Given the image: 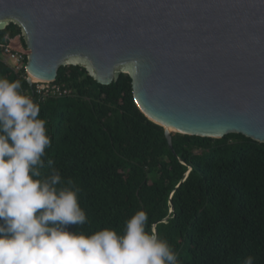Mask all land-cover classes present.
I'll use <instances>...</instances> for the list:
<instances>
[{"label":"trees","instance_id":"16d2710c","mask_svg":"<svg viewBox=\"0 0 264 264\" xmlns=\"http://www.w3.org/2000/svg\"><path fill=\"white\" fill-rule=\"evenodd\" d=\"M15 37L26 48L12 23L0 45ZM0 78L20 80L31 96L24 69L15 73L1 58ZM55 83L73 96L31 98L51 138L45 159L81 188L88 220L78 227L122 232L143 209L179 264H244L248 256L264 264V144L239 134L172 133L173 153L163 128L135 105L128 75L104 86L82 67L60 66Z\"/></svg>","mask_w":264,"mask_h":264},{"label":"water","instance_id":"95a60500","mask_svg":"<svg viewBox=\"0 0 264 264\" xmlns=\"http://www.w3.org/2000/svg\"><path fill=\"white\" fill-rule=\"evenodd\" d=\"M11 23L30 90L60 66L104 86L126 74L172 152V133L264 144V0H0Z\"/></svg>","mask_w":264,"mask_h":264},{"label":"clouds","instance_id":"9594fccd","mask_svg":"<svg viewBox=\"0 0 264 264\" xmlns=\"http://www.w3.org/2000/svg\"><path fill=\"white\" fill-rule=\"evenodd\" d=\"M50 147L39 104L20 80L0 78V264H179L146 210H137L122 232L78 227L88 220L81 188L45 159Z\"/></svg>","mask_w":264,"mask_h":264},{"label":"built area","instance_id":"2783aa9c","mask_svg":"<svg viewBox=\"0 0 264 264\" xmlns=\"http://www.w3.org/2000/svg\"><path fill=\"white\" fill-rule=\"evenodd\" d=\"M6 41L7 43L0 45V58L15 73H20L23 69L25 71L29 50L23 48L21 44L18 48L14 47L12 39H7ZM32 86V90H30L31 96H34V98L36 97L37 102L73 96L70 89L56 84L55 81L46 83L32 82ZM25 93L28 94L27 92Z\"/></svg>","mask_w":264,"mask_h":264},{"label":"rangeland","instance_id":"374dc122","mask_svg":"<svg viewBox=\"0 0 264 264\" xmlns=\"http://www.w3.org/2000/svg\"><path fill=\"white\" fill-rule=\"evenodd\" d=\"M12 40H13L12 42H13L14 47L16 48L20 47V41L18 37L13 38Z\"/></svg>","mask_w":264,"mask_h":264},{"label":"bare ground","instance_id":"6f19581e","mask_svg":"<svg viewBox=\"0 0 264 264\" xmlns=\"http://www.w3.org/2000/svg\"><path fill=\"white\" fill-rule=\"evenodd\" d=\"M32 81V80H31ZM32 82H36V81H32ZM173 130H175V129H172V128H170V130L169 131H173Z\"/></svg>","mask_w":264,"mask_h":264}]
</instances>
